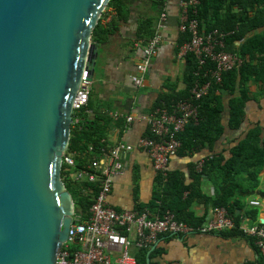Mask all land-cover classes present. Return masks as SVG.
I'll return each instance as SVG.
<instances>
[{
  "label": "water",
  "instance_id": "1",
  "mask_svg": "<svg viewBox=\"0 0 264 264\" xmlns=\"http://www.w3.org/2000/svg\"><path fill=\"white\" fill-rule=\"evenodd\" d=\"M109 2L0 0V264H57L67 242L75 215L63 155Z\"/></svg>",
  "mask_w": 264,
  "mask_h": 264
},
{
  "label": "trees",
  "instance_id": "2",
  "mask_svg": "<svg viewBox=\"0 0 264 264\" xmlns=\"http://www.w3.org/2000/svg\"><path fill=\"white\" fill-rule=\"evenodd\" d=\"M164 1L153 2L164 8ZM199 1L196 17L201 33L218 31L224 34L226 36L224 50L237 56L241 64L223 72L221 80L218 81L211 72L205 76L206 70L213 71L212 63L200 70L194 55L190 54L184 59L185 90L178 94L166 93L159 98L156 108L163 105L170 107L178 101L192 99L191 90L196 83L210 81L208 93L196 102L199 107L197 122L191 121L185 132L179 136L182 147L177 156L188 159L205 148L212 150L223 135L224 124L232 130H239L247 116V103L264 98V0ZM123 4L124 0H110L107 8L113 9L116 16H121ZM113 31L112 24L103 27L99 22L92 33V43L96 46L105 43ZM153 36L152 23L147 20L140 29L139 40L148 44ZM189 38L190 35L181 33L178 48L189 41ZM226 98L228 101L224 103ZM87 109L89 110L88 105ZM227 109L228 118H226ZM99 116L95 114L90 118L82 111L79 115L81 129L71 128L66 153L75 154L77 170L86 166L94 156L87 153L88 146H94L97 153L102 141L106 140V128L103 124L106 119ZM263 129L260 126L251 129L247 137L233 147L232 158L228 161L223 156L207 158L202 162L200 171L196 170V165L191 164L190 176L193 183L190 185H186L184 176L177 172H170L165 180L159 177L158 192L154 204L150 206L155 210L152 215L161 216L169 211L177 222L196 228L200 227L204 220L195 218L191 212V205L196 203L214 209L223 208L233 219L236 228L221 236L246 238L240 231L242 221L241 217L237 216V211L244 209V202L248 198L260 196L264 199V189H260L261 174L264 172ZM146 137L150 138V135ZM203 178H208L212 182L214 197L202 194L200 182ZM62 180L73 200L74 215L86 221L89 218L96 190L90 185L73 184L71 172L64 165ZM90 191H93L92 194ZM138 212L143 214L148 211L140 208ZM149 251L150 249L138 251L135 256L136 263L146 264ZM260 264H264V257L260 260Z\"/></svg>",
  "mask_w": 264,
  "mask_h": 264
},
{
  "label": "crops",
  "instance_id": "3",
  "mask_svg": "<svg viewBox=\"0 0 264 264\" xmlns=\"http://www.w3.org/2000/svg\"><path fill=\"white\" fill-rule=\"evenodd\" d=\"M164 5L168 14L167 27L161 32L162 42L142 87H136L131 80L147 46V43L139 40L140 29L147 20L151 21L155 36L163 7L151 0H124L122 15L115 14L111 21L114 31L105 43L98 46L88 102L90 118L99 114V117L106 119L103 124L109 144L123 142L128 147V152L123 156V171L113 178L109 197V205L118 213L138 212L140 208L151 215L155 212L150 206L154 204L158 192L159 176L147 151L139 147L140 140L149 134L147 122L139 118L152 114L163 94H178L186 88L185 60L177 56L181 36L180 0H165ZM227 101L226 98L224 103ZM246 115L244 126L239 130L225 128L212 150L205 148L191 159L173 158L169 165L170 172L182 174L185 184L190 185L193 183L191 164L198 167L213 156L230 160L233 147L244 140L251 129L257 126L264 128V98L249 101ZM129 116L134 118L131 123L126 121ZM261 176L262 190L264 172ZM200 188L203 195L214 197L210 179L203 178ZM251 202H259L260 206L252 207ZM215 210L196 203L191 205L195 218L204 220L202 225L213 220ZM237 216L241 217L242 226L251 228L263 225L264 199L260 196L246 199L244 209L237 211ZM137 254V250H131L134 259ZM113 256L119 258L120 254L113 253ZM262 257L249 238H224L221 234L190 235L160 237L148 252L146 264H260Z\"/></svg>",
  "mask_w": 264,
  "mask_h": 264
},
{
  "label": "built area",
  "instance_id": "4",
  "mask_svg": "<svg viewBox=\"0 0 264 264\" xmlns=\"http://www.w3.org/2000/svg\"><path fill=\"white\" fill-rule=\"evenodd\" d=\"M155 1V0H151ZM199 0H180L181 33L190 35L189 41L178 48L177 56L184 60L188 55H194L198 69L206 68L210 63L213 71L206 70L205 76L211 74L218 81L226 70L238 67L241 60L225 49V35L218 31L201 33L197 19ZM115 11L106 8L99 19L103 27L111 24ZM168 14L163 8L157 24V31L152 40L144 48L142 62L136 67L131 80L136 87H142L145 75L150 69L162 42L161 32L167 27ZM210 87V81L196 83L192 90V99L181 100L170 107H157L152 114L139 119L147 122L149 137L139 142V147L149 154L155 172L162 179H167L170 173L169 165L182 147L179 136L185 132L187 125L197 122L199 107L196 104L205 96ZM90 84L82 81L72 104L71 128L81 129L79 115L82 111L91 117L87 109L90 96ZM118 118V115H115ZM132 116L126 117L131 123ZM128 147L123 142L111 145L107 140L95 152L94 146L87 148V153L94 155L91 161L82 169H76L75 154L64 152L63 165L71 172V182L78 186L90 185L96 190L89 211V218L83 221L79 216H73L69 228L68 239L59 252L57 264H137L131 256V250H149L157 240L164 236L186 237L190 235H214L230 232L236 228L228 212L219 208L215 217L209 223L200 227H190L175 220L169 211L161 216H151L146 212H116L109 205L113 178L123 171V156ZM201 170V165L196 167ZM93 191H90L92 194ZM252 207H259V202H251ZM244 237L253 240L260 255L264 257V225L248 228L241 226ZM113 253L120 254L119 258Z\"/></svg>",
  "mask_w": 264,
  "mask_h": 264
},
{
  "label": "rangeland",
  "instance_id": "5",
  "mask_svg": "<svg viewBox=\"0 0 264 264\" xmlns=\"http://www.w3.org/2000/svg\"><path fill=\"white\" fill-rule=\"evenodd\" d=\"M90 87H91V85H90ZM263 183V182H262ZM262 183H261V185H262Z\"/></svg>",
  "mask_w": 264,
  "mask_h": 264
}]
</instances>
